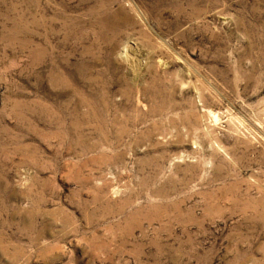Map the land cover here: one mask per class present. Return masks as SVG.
<instances>
[{
	"label": "rangeland",
	"instance_id": "1",
	"mask_svg": "<svg viewBox=\"0 0 264 264\" xmlns=\"http://www.w3.org/2000/svg\"><path fill=\"white\" fill-rule=\"evenodd\" d=\"M0 264H264V0H0Z\"/></svg>",
	"mask_w": 264,
	"mask_h": 264
}]
</instances>
